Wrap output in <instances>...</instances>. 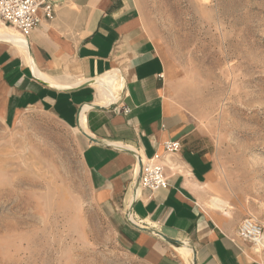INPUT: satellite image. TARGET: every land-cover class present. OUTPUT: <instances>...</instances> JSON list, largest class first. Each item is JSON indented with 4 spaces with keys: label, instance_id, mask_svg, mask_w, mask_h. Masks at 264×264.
<instances>
[{
    "label": "crops",
    "instance_id": "obj_1",
    "mask_svg": "<svg viewBox=\"0 0 264 264\" xmlns=\"http://www.w3.org/2000/svg\"><path fill=\"white\" fill-rule=\"evenodd\" d=\"M52 3L54 17L40 10V24L26 39L28 60L0 41V118L45 112L82 134L92 203L121 245L143 263L263 264L238 237L240 223L208 203L215 141L172 97L167 53L139 1ZM114 68L124 78L121 95L117 102L100 103L97 80ZM169 140L182 148L166 158L168 188L140 189L133 200L138 157L163 153ZM185 245L189 257L180 251Z\"/></svg>",
    "mask_w": 264,
    "mask_h": 264
},
{
    "label": "rangeland",
    "instance_id": "obj_2",
    "mask_svg": "<svg viewBox=\"0 0 264 264\" xmlns=\"http://www.w3.org/2000/svg\"><path fill=\"white\" fill-rule=\"evenodd\" d=\"M138 1L172 97L215 141L210 207L264 227V0ZM83 147L49 113L0 118V264H145L92 203Z\"/></svg>",
    "mask_w": 264,
    "mask_h": 264
},
{
    "label": "built area",
    "instance_id": "obj_3",
    "mask_svg": "<svg viewBox=\"0 0 264 264\" xmlns=\"http://www.w3.org/2000/svg\"><path fill=\"white\" fill-rule=\"evenodd\" d=\"M53 0H0V25L11 28L20 33L24 38H28L40 24L38 15L43 10L47 19H52L55 14ZM125 113H130L128 107L123 108ZM164 152L156 153L152 158L144 160L138 157L140 168L139 185H135L134 197L140 189L148 190L152 193L168 188V176L166 173V158L171 154L181 150L180 141L169 140L163 145ZM141 166V167H140ZM130 215L128 219L130 220ZM264 233V227L255 219L246 218L238 228V237L246 243L257 245Z\"/></svg>",
    "mask_w": 264,
    "mask_h": 264
},
{
    "label": "bare ground",
    "instance_id": "obj_4",
    "mask_svg": "<svg viewBox=\"0 0 264 264\" xmlns=\"http://www.w3.org/2000/svg\"><path fill=\"white\" fill-rule=\"evenodd\" d=\"M9 29L11 28L8 27L7 29L0 27V41H7L10 44H12V46L16 48L25 57H27L28 60V43L26 38H24L20 34L11 31L12 29L11 30ZM35 73L40 77L47 78L42 74L43 72L41 73L38 69L35 70ZM97 83H98L97 87L99 89L101 96L100 103L111 104L117 102V100L119 99V95H121L120 92H122L121 90L124 85V78L122 77V73L119 69L116 68L112 69L107 74L99 78L97 80ZM82 122H83V118H82ZM211 205L215 209H223V206L226 205V203L222 199L213 198ZM131 217L133 216L130 215V221H131ZM134 224L138 225L136 223ZM257 246L260 248L259 250L262 249L264 250V233L262 235L261 240L258 242ZM180 251L184 256L187 257L191 256L192 254V250L191 248L188 247V245L182 247Z\"/></svg>",
    "mask_w": 264,
    "mask_h": 264
},
{
    "label": "water",
    "instance_id": "obj_5",
    "mask_svg": "<svg viewBox=\"0 0 264 264\" xmlns=\"http://www.w3.org/2000/svg\"><path fill=\"white\" fill-rule=\"evenodd\" d=\"M92 141H96L95 139H93V138H91V137H89ZM141 167V166H140ZM138 185H139V182H137V187H138ZM163 237V236H162ZM163 238H165V237H163ZM166 239V238H165ZM178 243H180V242H178Z\"/></svg>",
    "mask_w": 264,
    "mask_h": 264
}]
</instances>
